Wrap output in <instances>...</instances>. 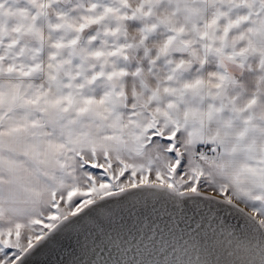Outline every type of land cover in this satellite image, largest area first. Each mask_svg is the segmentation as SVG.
I'll return each instance as SVG.
<instances>
[{
    "label": "snow or ice",
    "instance_id": "6c2138e0",
    "mask_svg": "<svg viewBox=\"0 0 264 264\" xmlns=\"http://www.w3.org/2000/svg\"><path fill=\"white\" fill-rule=\"evenodd\" d=\"M0 264H264V0H0Z\"/></svg>",
    "mask_w": 264,
    "mask_h": 264
}]
</instances>
